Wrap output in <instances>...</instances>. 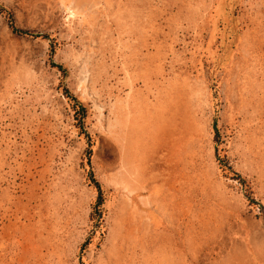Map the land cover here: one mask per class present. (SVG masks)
I'll return each mask as SVG.
<instances>
[{
  "label": "rangeland",
  "instance_id": "obj_1",
  "mask_svg": "<svg viewBox=\"0 0 264 264\" xmlns=\"http://www.w3.org/2000/svg\"><path fill=\"white\" fill-rule=\"evenodd\" d=\"M0 264H264V0H0Z\"/></svg>",
  "mask_w": 264,
  "mask_h": 264
},
{
  "label": "trees",
  "instance_id": "obj_2",
  "mask_svg": "<svg viewBox=\"0 0 264 264\" xmlns=\"http://www.w3.org/2000/svg\"><path fill=\"white\" fill-rule=\"evenodd\" d=\"M13 30H16L17 31L18 29H15L14 28ZM19 31H21V30H19ZM77 110H79L81 112V114H82V112H83V106L79 102H77ZM213 126H214V120H213ZM94 182H95V186L97 187V190H98V192L96 194L95 203L98 204L101 201L100 190H99V187H98L97 182L96 181H94Z\"/></svg>",
  "mask_w": 264,
  "mask_h": 264
}]
</instances>
